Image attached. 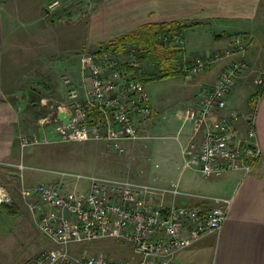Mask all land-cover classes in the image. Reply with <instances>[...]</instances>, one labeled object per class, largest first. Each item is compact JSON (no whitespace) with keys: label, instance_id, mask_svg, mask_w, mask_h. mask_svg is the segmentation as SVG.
Returning <instances> with one entry per match:
<instances>
[{"label":"built area","instance_id":"1","mask_svg":"<svg viewBox=\"0 0 264 264\" xmlns=\"http://www.w3.org/2000/svg\"><path fill=\"white\" fill-rule=\"evenodd\" d=\"M59 5L56 0L49 9ZM247 46L246 35L230 36L224 51L198 57L183 68L186 78H192L226 58L239 56L223 68L213 85L200 91L199 100L183 113L185 120L194 124L193 138L200 135V140L192 138L184 149V170L193 169L204 178L231 172L248 177L262 157L257 108L249 113L228 110V98L250 68L245 60ZM80 64L83 80L76 84L67 79L66 100L51 105V115L39 121L45 132L47 126L53 127V139L47 133H37L22 137L21 143L28 147L103 141L123 155L127 152L125 143L147 138V125L154 114L145 85L129 73L142 64L134 51L118 54L100 50L83 54ZM255 83L264 91V74ZM64 112L70 113L68 124L57 120ZM79 178L89 181L88 193L65 189L60 183L23 190L39 232L57 247L25 264H174L180 252L206 235L221 232L232 204L229 199L199 197L204 204L180 205L177 198L194 196L183 193L179 182L158 188L129 179ZM7 197L0 190V204L4 198L9 201ZM164 197H170V203H164ZM106 238L130 243L135 257L122 262L104 253L71 255L69 251L71 243Z\"/></svg>","mask_w":264,"mask_h":264},{"label":"rangeland","instance_id":"2","mask_svg":"<svg viewBox=\"0 0 264 264\" xmlns=\"http://www.w3.org/2000/svg\"><path fill=\"white\" fill-rule=\"evenodd\" d=\"M53 1L9 0L7 5H0L1 17L9 18L8 13H13L9 31L15 33L0 37V104H10L1 109L7 106L11 111V129L5 133L0 130V138L12 141L10 145L1 143L3 150L11 151L9 163L0 161V190L6 192L9 200L4 198L1 203L14 211L12 216L0 211V264H25L39 253L57 248L36 226L29 201L23 196L28 187L60 183L65 189L85 194L89 181L79 176H92L129 179L158 188L179 181L180 190L192 196L217 192L212 187L213 179L204 178L193 169L184 170V149L189 141L200 140L199 134L193 138L194 124L183 116L191 107L192 96L197 94L198 99L200 74L145 85L154 111L147 125V138L125 143L127 152L123 155L103 141L23 146L22 137L38 133L39 121L52 113L51 105L66 100V80L76 84L83 80L81 56L98 51V44L107 41L97 42L98 37L86 34L87 17L100 0H58L60 5L50 10L49 3ZM186 32L180 49L184 59L194 62L198 59V35ZM200 33L204 36L203 31ZM242 35L247 36L249 46L252 38ZM11 44L15 48L8 50ZM5 94L14 98L3 99ZM235 103L242 104L244 100L235 98ZM53 130L52 126H47L46 132L39 127V133H47L49 139L55 136ZM69 251L71 255L104 253L122 262L135 257L130 243L114 238L71 243Z\"/></svg>","mask_w":264,"mask_h":264},{"label":"crops","instance_id":"3","mask_svg":"<svg viewBox=\"0 0 264 264\" xmlns=\"http://www.w3.org/2000/svg\"><path fill=\"white\" fill-rule=\"evenodd\" d=\"M8 1L0 0V5L5 6ZM1 15L0 37L15 35L9 31L13 13H8L9 18ZM174 21L202 23L186 32L198 35V57L224 51L227 40L215 38L222 33L229 36L247 34L252 38L245 53L249 72L239 80L228 98V110L249 113L257 108L256 129L262 149V157L250 176L231 172L219 178H207L214 180L211 184L217 192L176 199L180 205L191 206L204 204L199 197L229 199L232 204L221 232L206 235L193 247L180 252L174 264H264V91L259 101L255 105L252 103L259 91L255 79L264 74V0H100L87 17L86 34L98 37L95 39L99 42L114 39L145 24ZM202 31L204 36H200ZM209 31L214 33L211 35ZM14 48L12 44L7 46L8 50ZM238 57L226 58L198 76V100L200 91L213 85L223 68ZM196 95L192 96L190 106L195 104ZM6 98H14V95L5 94L3 99ZM235 98L244 103H235ZM5 104H0V130L3 133L11 129V111L7 106L1 109ZM242 128L245 129L244 125ZM1 143L10 145L12 141L0 138V161L9 163L11 151L3 150ZM163 201L170 203L171 198L164 197ZM1 210L8 216L14 215L8 205L1 206Z\"/></svg>","mask_w":264,"mask_h":264},{"label":"trees","instance_id":"4","mask_svg":"<svg viewBox=\"0 0 264 264\" xmlns=\"http://www.w3.org/2000/svg\"><path fill=\"white\" fill-rule=\"evenodd\" d=\"M201 24L200 22L184 21L145 24L114 39L99 43L98 50L118 54L134 51L142 67L130 69L129 73L135 80L144 85L175 77H185L183 68L191 66L193 62L184 59L179 40L186 31ZM229 37V35L222 33L215 38L216 40L220 38L228 40ZM262 94V90L255 94L254 99H252L254 105L259 101ZM3 205L1 204L0 207Z\"/></svg>","mask_w":264,"mask_h":264},{"label":"water","instance_id":"5","mask_svg":"<svg viewBox=\"0 0 264 264\" xmlns=\"http://www.w3.org/2000/svg\"><path fill=\"white\" fill-rule=\"evenodd\" d=\"M70 119V113L69 112H64V113H59L57 120H60L64 122L65 124H68V120Z\"/></svg>","mask_w":264,"mask_h":264}]
</instances>
